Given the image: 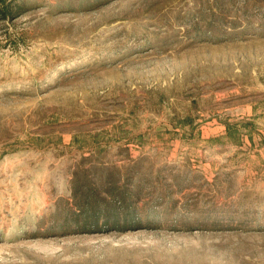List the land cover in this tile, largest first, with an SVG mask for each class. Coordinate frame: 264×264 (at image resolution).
Instances as JSON below:
<instances>
[{
	"label": "rangeland",
	"instance_id": "1",
	"mask_svg": "<svg viewBox=\"0 0 264 264\" xmlns=\"http://www.w3.org/2000/svg\"><path fill=\"white\" fill-rule=\"evenodd\" d=\"M0 264H264V0H0Z\"/></svg>",
	"mask_w": 264,
	"mask_h": 264
},
{
	"label": "trees",
	"instance_id": "2",
	"mask_svg": "<svg viewBox=\"0 0 264 264\" xmlns=\"http://www.w3.org/2000/svg\"><path fill=\"white\" fill-rule=\"evenodd\" d=\"M9 15H10V12L8 10L7 11H3L2 18H6Z\"/></svg>",
	"mask_w": 264,
	"mask_h": 264
}]
</instances>
